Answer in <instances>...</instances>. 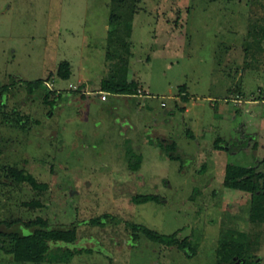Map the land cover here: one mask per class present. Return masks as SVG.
<instances>
[{
	"label": "rangeland",
	"instance_id": "obj_1",
	"mask_svg": "<svg viewBox=\"0 0 264 264\" xmlns=\"http://www.w3.org/2000/svg\"><path fill=\"white\" fill-rule=\"evenodd\" d=\"M114 6L0 0V222L76 226L72 242L50 243L37 261L8 254L0 237V264H227L234 247L240 264H264V213L252 221L251 184L225 176L228 164L259 170L264 156V0H131L122 9L125 18L133 10L129 37L110 24ZM119 38L135 95L101 91L123 55ZM171 142L178 161L161 148ZM128 147L142 157L136 172ZM19 171L46 190L17 183ZM135 195L160 202L135 205ZM102 215L104 227L88 225ZM127 223L181 230L194 254Z\"/></svg>",
	"mask_w": 264,
	"mask_h": 264
},
{
	"label": "trees",
	"instance_id": "obj_2",
	"mask_svg": "<svg viewBox=\"0 0 264 264\" xmlns=\"http://www.w3.org/2000/svg\"><path fill=\"white\" fill-rule=\"evenodd\" d=\"M131 0H112V3H115L113 10H111L110 16V24L113 26H122L123 33L129 37L131 30V23L133 18V10H130L128 13V17L125 18V13L122 11L129 4ZM217 1V0H213ZM118 11V12H117ZM124 16V17H123ZM123 18V20H121ZM121 18V19H119ZM121 20V21H119ZM119 24V25H118ZM116 28V27H115ZM114 28V29H115ZM261 39L264 40V27L262 30ZM119 47L123 50V55H118L117 62L114 64L115 69L110 73L108 79L102 81L101 91L105 93H110L113 95H135L137 93V84L135 82H127L125 80V72L127 66V60L129 54V46L126 41L119 38ZM115 54L116 51H115ZM114 54V55H115ZM117 56V55H116ZM111 57V56H110ZM113 57V55H112ZM65 69L68 68V63L63 62L61 64ZM60 69V68H59ZM63 79L68 78V71H65L62 76ZM44 84V81L37 80L32 83H28L27 86L30 91L39 88ZM8 87L4 86L1 91L2 94H5ZM184 86L180 87V92H184ZM259 100L262 102L264 99ZM182 100L185 102L188 100V95L186 94L182 97ZM183 112V110H182ZM189 136L192 137L191 132L188 131ZM222 139L218 138L215 141L214 148L216 150H222L225 147H222L220 143ZM162 150L166 153L167 157L170 160L178 161L180 157L177 155V146L174 142L169 144L161 145ZM127 162L128 169L132 172H136L139 170L142 157L140 155H136L130 147L127 150ZM259 170L255 167H242L238 165L228 164L225 168V176L226 178H230L234 182L244 180L251 184L252 192H251V206L253 209V214L251 215V220L258 219L260 215H256L259 213H264V208L261 210V207L258 205L264 201V156L259 161ZM14 180L17 183H26L33 190L42 192L47 188L46 184L37 183L36 180L28 173L17 172L14 174ZM131 202L135 205H141L148 202H160V197L156 195H135L131 198ZM38 203H30L27 206L36 207ZM256 209V210H255ZM255 210V211H254ZM259 210V211H258ZM262 211V212H261ZM264 217V216H262ZM261 217V218H262ZM109 218V215H102L100 217H96L88 221V225L90 226H101L104 227L106 224V220ZM262 220V219H261ZM4 226L5 228H11L12 226H16V230H12L10 232L0 231V237L8 238L12 244V248L7 251L8 254L14 255V257L19 258L21 260L28 261H37L44 259L45 254L50 248V243H62L69 244L73 241L76 226L71 225L69 227L63 228H50V226L46 223V221L38 218L34 221H29L27 223H23L20 221L14 222H0V226ZM128 228L134 233H140L145 236L147 239L152 242L158 243L161 246L167 248L176 247L177 249L184 251L188 250V257L194 254V250L190 246L189 242L184 239L179 241L177 239L178 234L181 230H176L170 235H161L157 232H154L142 225L136 224H126ZM234 245V244H233ZM239 248V247H238ZM233 249L236 250V247ZM233 251L231 257L226 258L227 264H235L236 261H244L243 256L239 251ZM243 263V262H242ZM243 264H249L245 261ZM253 264H257L254 262Z\"/></svg>",
	"mask_w": 264,
	"mask_h": 264
},
{
	"label": "built area",
	"instance_id": "obj_3",
	"mask_svg": "<svg viewBox=\"0 0 264 264\" xmlns=\"http://www.w3.org/2000/svg\"><path fill=\"white\" fill-rule=\"evenodd\" d=\"M100 95H101L100 99L102 101H104L106 99V96L103 93H100ZM262 104H264V100L262 101ZM162 106H163V104H162Z\"/></svg>",
	"mask_w": 264,
	"mask_h": 264
},
{
	"label": "crops",
	"instance_id": "obj_4",
	"mask_svg": "<svg viewBox=\"0 0 264 264\" xmlns=\"http://www.w3.org/2000/svg\"><path fill=\"white\" fill-rule=\"evenodd\" d=\"M185 87V86H184ZM142 88V87H141ZM140 92V91H139ZM185 92H186V89H185ZM101 101V100H100ZM105 101H107V99H105L104 101H101V102H105ZM239 103L241 102V101H238ZM188 111V109L187 108H185L184 109V111L183 112H187Z\"/></svg>",
	"mask_w": 264,
	"mask_h": 264
},
{
	"label": "water",
	"instance_id": "obj_5",
	"mask_svg": "<svg viewBox=\"0 0 264 264\" xmlns=\"http://www.w3.org/2000/svg\"><path fill=\"white\" fill-rule=\"evenodd\" d=\"M240 262H241V261H238V262H237V263H235V264H240Z\"/></svg>",
	"mask_w": 264,
	"mask_h": 264
}]
</instances>
